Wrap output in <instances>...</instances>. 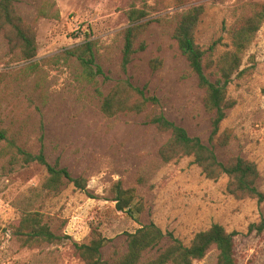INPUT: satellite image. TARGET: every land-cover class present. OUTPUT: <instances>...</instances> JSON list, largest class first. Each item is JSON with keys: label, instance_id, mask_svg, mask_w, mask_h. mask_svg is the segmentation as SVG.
Returning a JSON list of instances; mask_svg holds the SVG:
<instances>
[{"label": "rangeland", "instance_id": "1", "mask_svg": "<svg viewBox=\"0 0 264 264\" xmlns=\"http://www.w3.org/2000/svg\"><path fill=\"white\" fill-rule=\"evenodd\" d=\"M246 1L264 3L14 0L18 14L36 32L38 56L24 59L18 50L11 49L5 31L0 29V127L18 134L20 144L31 151H38L43 142L50 163L58 160L74 178L85 176L88 191L68 182L60 194L37 203L63 239L33 249L21 248L11 226L26 207L24 197L42 183L47 167L32 163L11 168L1 159L0 264H84L74 243L88 242L92 226L99 227L110 240L103 256L113 263L126 251L127 233L150 222L187 244L197 232L220 223L237 232L238 264H264V241L249 230L251 223L264 217V201L237 199L227 191L228 176L217 181L206 178L193 157L162 164L158 150L170 134L160 132L150 122L152 113L163 112L191 136L213 147L221 161L235 155L253 160L261 174L258 186L264 191V24L242 66L254 68L241 78L234 77L229 85L236 106L223 120L221 131L231 129L235 138L226 147L210 139L212 115L204 106L205 91L173 38L179 15L192 6L204 5L197 41L205 49L217 42L218 55L230 42L228 30L236 21L235 9ZM132 9L145 11L147 15L140 21L150 23L139 38L145 41L146 49L136 53L124 71L122 32L130 25L128 12ZM87 40L98 43L97 63L102 73L95 79L74 59L57 58L65 49ZM155 57L162 60L157 70L150 63ZM214 71L215 67L207 70L212 79ZM124 78L145 88L147 95L158 97L159 106L151 104L141 114L105 116L102 94ZM141 174L147 176L146 185L137 181ZM119 179L125 187H136L144 199L145 208L138 220L115 209L111 188ZM169 241L166 236L162 245ZM156 254V250L147 252L142 264ZM217 256L218 250L212 247L193 264H218Z\"/></svg>", "mask_w": 264, "mask_h": 264}, {"label": "trees", "instance_id": "2", "mask_svg": "<svg viewBox=\"0 0 264 264\" xmlns=\"http://www.w3.org/2000/svg\"><path fill=\"white\" fill-rule=\"evenodd\" d=\"M235 10L236 21L228 30L230 42L227 49L218 55H215L217 42L205 49L197 41L196 32L205 12L204 5L192 6L182 12L173 32L174 41L188 61L191 73L197 76L198 85L205 91L204 106L212 115L210 139H217L221 147L228 146L235 138L231 129L221 131L223 120L236 106V100L229 95V85L234 77L241 78L254 68L242 66L248 48L264 24L262 2H241ZM146 15L145 11L139 9L128 12L130 25L122 32L121 67L124 71L128 70L134 55L146 49L145 41H139L150 23L140 21ZM0 29L5 31L11 49L18 50L24 59L32 60L38 56L36 32L18 14L14 0H0ZM98 55L97 41L87 40L65 49L57 58L74 59L83 67L88 77L95 79L102 73L101 66L97 63ZM36 63L26 66L25 70ZM150 63L157 70L161 67L162 60L155 57ZM212 67L216 68L214 79L207 74V70ZM151 104L159 106V98L147 95L145 88L124 78L117 80L107 94H102L101 110L107 117L120 113L141 114ZM150 122L160 132L170 134L158 150L162 164L193 157V162L202 169L206 178L217 181L223 175L228 176L227 191L237 199L253 198L259 202L264 201V191L258 186L261 174L256 162L242 155L231 156L227 162L221 161L213 147L200 137L191 136L185 127L170 120L163 112L152 113ZM40 141L42 142V137ZM0 142V160H6L7 166L25 167L38 163L47 167L42 183L31 188L24 197L26 207L22 209L19 220L11 226L20 247L33 249L61 242L62 235L53 230L44 212L36 207L37 203L45 202L49 195L60 194L68 182L74 183L82 191H88V179L85 176L72 177L69 170L62 167L58 160L54 164L50 163L43 142L38 151H31L20 144L18 134H10L8 128L1 127ZM137 181L146 185V174L139 175ZM111 193L117 211L126 212L134 219H139L145 204L136 187H125L123 180L119 179L113 184ZM249 230L259 234L264 241V217L260 222L251 223ZM236 235V231H228L224 225L213 223L209 228L197 232L187 244L171 232L166 235L156 223L150 222L127 233L126 251L113 263L103 256V249L110 240L97 226H92L88 242H75L74 245L84 264H142L145 254L154 250L157 254L148 257L144 264H193L195 260L203 259L212 247L218 250V264H238ZM166 236H169L170 241L162 245Z\"/></svg>", "mask_w": 264, "mask_h": 264}]
</instances>
